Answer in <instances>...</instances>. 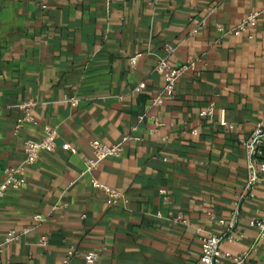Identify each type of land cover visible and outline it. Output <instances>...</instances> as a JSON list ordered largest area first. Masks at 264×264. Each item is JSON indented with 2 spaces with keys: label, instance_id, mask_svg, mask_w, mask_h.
<instances>
[{
  "label": "crops",
  "instance_id": "crops-1",
  "mask_svg": "<svg viewBox=\"0 0 264 264\" xmlns=\"http://www.w3.org/2000/svg\"><path fill=\"white\" fill-rule=\"evenodd\" d=\"M260 6L0 0V183L5 167L22 162L25 139H41L44 125L57 131L55 150L40 151L23 186L0 196V234L29 229L5 246L1 264H86L87 251L99 253L98 264H200L201 237L226 233L237 239L222 249L264 264V239L248 226L263 207L264 179L246 190L242 145L264 116V19L251 38L228 33ZM163 57L187 68L173 93L152 104L164 85L153 71ZM20 103L37 124L15 134ZM127 134L137 139L85 172L92 140L116 144ZM92 178L122 198L108 204Z\"/></svg>",
  "mask_w": 264,
  "mask_h": 264
},
{
  "label": "built area",
  "instance_id": "built-area-1",
  "mask_svg": "<svg viewBox=\"0 0 264 264\" xmlns=\"http://www.w3.org/2000/svg\"><path fill=\"white\" fill-rule=\"evenodd\" d=\"M109 1H120V0H109ZM42 8L45 6L42 5ZM264 19V0H261V6L250 12L247 16L241 19L235 26L228 30L229 34H243L248 38L252 37L251 30L256 26L257 21ZM172 51L170 46L167 47V52ZM141 53H137L130 58V63L135 65L138 59L141 57ZM187 66L183 65L180 67L171 66L166 57L161 58L154 66L153 71L156 75L160 76L164 85L161 91L152 99V104H160L163 101L164 96L171 95L175 88V84L181 74ZM144 88V83L141 82L135 87V91H141ZM70 104L76 105V100L71 99ZM29 104L20 103L18 107L23 111V115L17 118L14 125V133L16 134L23 126L25 122L37 124V121L31 115L29 111ZM213 111V105L210 104L207 108L200 112L201 116L209 115ZM143 115L139 116L142 120ZM222 125H227L223 116L220 118ZM192 133H196L195 129L191 130ZM57 131L56 128L50 125L43 126V136L39 140L27 138L23 141L22 148L24 151V158L22 162L15 166L5 167L3 170L4 179L0 183V196L8 190H19L24 182V170L27 166L34 164L38 158L40 151L53 152L57 146L56 144ZM137 139L132 134L124 136L123 141L116 144H105L95 139L90 142L92 147L93 157L85 161V172L91 171L101 160L108 156H119L123 150L122 143L128 140ZM242 145L248 154V161L246 165L247 169V183L246 190L252 189L257 183L264 179V116L255 123L251 134L242 140ZM61 148L72 153L75 152V148L69 143L64 142ZM91 185L94 188L101 189L105 195L106 202L108 204H114L118 199L122 198L121 194L111 188L99 182L97 179L92 178ZM262 213L263 217H259L258 214ZM35 221H41L42 217L38 214L33 216ZM223 223V220H220ZM234 219L229 223L233 225ZM248 226L255 230L256 239H264V203L262 208H256L253 216L248 221ZM29 229L25 228L22 232L15 229H9L4 235L0 234V264H1V253L5 246L16 240L22 233L27 232ZM237 239L231 233L222 235L209 234L201 237L200 239V264H243L247 253L232 254L230 251L221 248V244L225 241L232 242ZM46 238L42 236L40 243L45 244ZM71 252H69V255ZM86 264H98L99 253L97 251H87L84 255ZM67 259H65V262Z\"/></svg>",
  "mask_w": 264,
  "mask_h": 264
}]
</instances>
